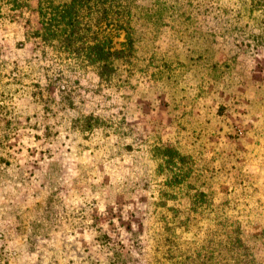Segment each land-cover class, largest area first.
I'll return each mask as SVG.
<instances>
[{"label":"rangeland","instance_id":"374dc122","mask_svg":"<svg viewBox=\"0 0 264 264\" xmlns=\"http://www.w3.org/2000/svg\"><path fill=\"white\" fill-rule=\"evenodd\" d=\"M67 2L0 0V264H216L219 214L264 264V0H131L110 82L42 38ZM105 18L83 33L118 44ZM191 186L220 208L191 212Z\"/></svg>","mask_w":264,"mask_h":264},{"label":"trees","instance_id":"16d2710c","mask_svg":"<svg viewBox=\"0 0 264 264\" xmlns=\"http://www.w3.org/2000/svg\"><path fill=\"white\" fill-rule=\"evenodd\" d=\"M130 1L69 0L65 4H50V6L41 7L37 12L40 17L39 24L44 29L42 38L51 37L59 43L61 42L66 48L72 47L83 52L89 65L94 66L99 78L110 82L116 74L118 65L133 55L135 51L134 30L131 26L133 21L132 2ZM105 17H109L111 20L112 29L118 37L121 33L123 34L124 39L118 44L117 42L113 43L112 37L107 36L105 40H97V38H88L86 32L83 33V31H87L92 20L96 25H99L104 19H107ZM89 39H93L95 42ZM75 45L80 46L76 48ZM157 151L158 157L163 161L160 166L162 171H170L173 174L166 180L164 186L167 188L180 186L191 173L188 168L183 167V163L187 162L188 157L182 156L176 150L168 147L159 148ZM166 177L169 176L166 174ZM190 189L194 192L191 196V212L196 213L202 209L203 212L214 213L220 208L213 204L214 199L210 192H204L194 186H191ZM212 221L215 223V227L220 230L216 264H260L255 258L253 246L250 245L251 241L258 239L259 236L246 234L240 222L230 221L221 214ZM212 259L213 257L208 255L207 260Z\"/></svg>","mask_w":264,"mask_h":264}]
</instances>
